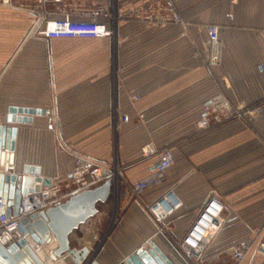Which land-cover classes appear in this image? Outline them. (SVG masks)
Returning a JSON list of instances; mask_svg holds the SVG:
<instances>
[{"label": "crops", "instance_id": "1", "mask_svg": "<svg viewBox=\"0 0 264 264\" xmlns=\"http://www.w3.org/2000/svg\"><path fill=\"white\" fill-rule=\"evenodd\" d=\"M119 2L127 15L118 25L122 81H110L109 37L46 38L31 30L34 16L21 8L37 0L0 3V124L6 125L12 106L46 110L28 115L30 122L9 124L16 127L12 172L29 165L63 182L77 153L115 164L109 198L77 229L80 234L70 236L72 252L87 249L84 260L95 251L98 264H121L152 240L173 264H188L172 239L184 235L215 193L223 204L222 225L200 264H264V103L256 119L204 131L196 124L205 103L218 95L231 105L262 100L264 0ZM157 4L164 13L172 6L179 21L144 24ZM208 25L219 30L217 65L208 63ZM69 42L76 43L65 47ZM114 106L129 117L118 130ZM149 143L156 150L170 146L174 156L163 181L141 195L146 204L171 192L179 199L165 230L126 188L157 164L159 155L142 156ZM99 237L105 240L98 250ZM246 242L244 257L232 259L231 251Z\"/></svg>", "mask_w": 264, "mask_h": 264}, {"label": "built area", "instance_id": "2", "mask_svg": "<svg viewBox=\"0 0 264 264\" xmlns=\"http://www.w3.org/2000/svg\"><path fill=\"white\" fill-rule=\"evenodd\" d=\"M44 2L46 0H37L36 4L21 8L34 16L31 30L46 38L91 39L112 37L115 34V21L117 18H124L123 13L120 12L111 14L110 8L107 5H100L84 11L80 19H73L71 14H64L56 8L57 10L54 14L59 15V17L49 18L52 13L44 7ZM0 3L10 5V0H0ZM154 11V13L145 16L144 20L151 22L179 21V15L172 6H167V12L159 13L161 6L157 4ZM206 31L208 36V63L217 65L221 58L219 30L216 25H208ZM132 98L138 99L136 95ZM263 103L264 96L262 100L253 104L231 105L218 95L207 101L203 106L202 113L196 123L197 129L200 131L208 130L235 119H256L262 112ZM112 118L115 130H118L129 119L127 114L119 111L115 106L113 107ZM154 154L159 155V160L152 171L141 179L126 184V188L132 198L144 205L158 227L165 230V220L181 205V202L171 192L152 203H143L141 199L142 193L163 181L167 169L174 160L170 146H164L156 150L149 143L142 148L143 157ZM7 169L8 171H13V165H9ZM117 173L118 169L114 163L98 162L88 156L77 153L75 154L74 167L69 173L68 179L63 182H51L48 186L38 183V190L33 188L32 191H28L22 196L18 216L13 215V207L8 206L2 197H0V244L6 246L22 237L19 231V229L23 230L19 221L20 217L39 213L48 207L58 205L67 200L74 192L96 187L107 177H110L112 183L115 184ZM222 212L223 204L219 196L212 193L198 210L184 235L180 239H172L174 246L180 251L188 264L201 263L204 251L222 225ZM23 234H25V231H23ZM52 242L49 244V248L56 246L55 240H52ZM101 243L102 241L99 240L98 246ZM146 245H142L139 248H143ZM247 248V242L234 248L230 253L232 259L236 261L242 259ZM94 253L95 251L84 264H90L93 261L91 259Z\"/></svg>", "mask_w": 264, "mask_h": 264}, {"label": "water", "instance_id": "3", "mask_svg": "<svg viewBox=\"0 0 264 264\" xmlns=\"http://www.w3.org/2000/svg\"><path fill=\"white\" fill-rule=\"evenodd\" d=\"M45 113L44 109L12 106L6 117V125L0 124V197L13 207L14 216L19 215L22 196L33 188L38 190V183L48 186L52 180L38 175L34 166L25 165L20 173L8 171V166L14 163L16 136V127L9 124L30 122L28 115ZM112 185L110 177H107L96 187L74 192L58 205L20 217L23 230L19 231L22 237L6 246L0 244V264H68L64 259L67 255H71L75 262H82L87 249L72 252L70 235L98 213L97 206L107 201ZM52 240H55L56 246L49 248ZM90 264L98 263L93 260ZM121 264L173 263L151 240L147 246L128 255Z\"/></svg>", "mask_w": 264, "mask_h": 264}, {"label": "rangeland", "instance_id": "4", "mask_svg": "<svg viewBox=\"0 0 264 264\" xmlns=\"http://www.w3.org/2000/svg\"><path fill=\"white\" fill-rule=\"evenodd\" d=\"M47 2V7L46 9L52 13L49 18L53 17L54 12L59 9L58 11H62L64 14L69 13L73 16V19H80L81 14L84 11H87L89 9L95 8L97 6L103 5L102 0H46ZM107 6L110 8L111 14H117V13H123L122 12V7L119 6L120 2L119 0H107ZM57 8V9H56ZM155 12V11H154ZM153 12V13H154ZM159 13H164L162 10L159 11ZM150 11H146L145 16H148ZM124 15V13H123ZM126 15V14H125ZM124 15V17H125ZM127 16V15H126ZM133 17V16H132ZM122 21V18H117L115 21V34L112 37H109L110 39V48H111V70H110V81H122V74L121 70L119 69V64H118V45H119V36H118V25ZM144 24L146 25H154L157 26L162 23H166L167 21H145L143 20ZM71 43H76V42H69L65 44V47H70ZM121 71V72H120ZM66 81H71L70 77L65 78ZM102 204H99L98 207L100 208ZM97 215V214H96ZM95 215V216H96ZM94 217V216H93ZM76 231V232H75ZM74 234H80V232L76 229ZM71 236V235H70ZM99 240L102 241V243L98 246ZM99 240L96 241V247L98 246V250L101 248V246L104 244V238L99 237ZM85 259L82 263L84 264ZM93 260V257L92 259Z\"/></svg>", "mask_w": 264, "mask_h": 264}, {"label": "bare ground", "instance_id": "5", "mask_svg": "<svg viewBox=\"0 0 264 264\" xmlns=\"http://www.w3.org/2000/svg\"><path fill=\"white\" fill-rule=\"evenodd\" d=\"M52 242V241H51ZM51 242H50V244H51ZM53 243V242H52ZM50 247V246H49ZM66 261H70V262H72V263H74V264H78V262H73V259H72V257H71V255H67L65 258H64ZM81 262V261H80Z\"/></svg>", "mask_w": 264, "mask_h": 264}]
</instances>
